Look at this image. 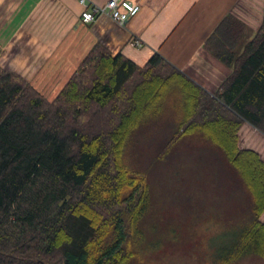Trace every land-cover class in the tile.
Returning a JSON list of instances; mask_svg holds the SVG:
<instances>
[{
  "label": "trees",
  "instance_id": "16d2710c",
  "mask_svg": "<svg viewBox=\"0 0 264 264\" xmlns=\"http://www.w3.org/2000/svg\"><path fill=\"white\" fill-rule=\"evenodd\" d=\"M227 23L205 43L234 68L213 96L158 55L140 67L99 44L52 101L0 70V264H127L150 187L125 157L142 127L162 122L171 129L157 159L187 138L211 146L246 198L219 263L264 259V162L237 136L245 122L264 134V11L239 54Z\"/></svg>",
  "mask_w": 264,
  "mask_h": 264
},
{
  "label": "crops",
  "instance_id": "0c3cea01",
  "mask_svg": "<svg viewBox=\"0 0 264 264\" xmlns=\"http://www.w3.org/2000/svg\"><path fill=\"white\" fill-rule=\"evenodd\" d=\"M130 1L140 10L121 27L105 15L83 23L84 7L78 0H0V70L20 76L52 101L99 44L140 67L158 55L213 96L234 68L214 58L205 48L206 41L227 20L221 34L235 39L233 52L241 53L264 11V0ZM106 2L88 0L87 4ZM137 40L140 47L133 44ZM237 136L240 149L254 151L264 162L261 131L245 122ZM260 221L264 224V212Z\"/></svg>",
  "mask_w": 264,
  "mask_h": 264
},
{
  "label": "rangeland",
  "instance_id": "374dc122",
  "mask_svg": "<svg viewBox=\"0 0 264 264\" xmlns=\"http://www.w3.org/2000/svg\"><path fill=\"white\" fill-rule=\"evenodd\" d=\"M165 123L142 127L127 149L126 164L145 172L150 187L140 234L127 246V264H220L245 223L246 198L211 146L198 147L187 138L157 159L171 129ZM235 264H264V259Z\"/></svg>",
  "mask_w": 264,
  "mask_h": 264
},
{
  "label": "built area",
  "instance_id": "2783aa9c",
  "mask_svg": "<svg viewBox=\"0 0 264 264\" xmlns=\"http://www.w3.org/2000/svg\"><path fill=\"white\" fill-rule=\"evenodd\" d=\"M78 2L84 7L80 19L86 24L94 22L100 15H105L119 26L124 27L140 10L139 6L130 0H107L103 6L89 5L88 0H78ZM133 44L140 47L142 42L137 40Z\"/></svg>",
  "mask_w": 264,
  "mask_h": 264
}]
</instances>
